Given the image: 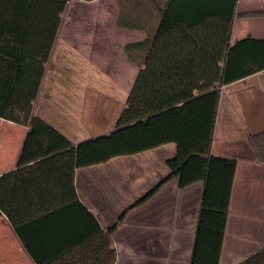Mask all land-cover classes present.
Listing matches in <instances>:
<instances>
[{
  "label": "crops",
  "instance_id": "obj_1",
  "mask_svg": "<svg viewBox=\"0 0 264 264\" xmlns=\"http://www.w3.org/2000/svg\"><path fill=\"white\" fill-rule=\"evenodd\" d=\"M233 5L234 0H69L59 33L65 28L86 29L89 37L79 36L81 32L75 37L58 34L34 116L74 147L112 132L116 122L82 123L81 96L107 92V87L112 91L111 79L119 77L123 80L115 85L127 93L126 109L146 58L139 52L137 60L142 63H135L126 47L154 37L169 10L176 21L173 30L177 29L171 32V42L188 46L170 59L183 62L181 75L200 78L195 92H203V78L221 74L215 62L224 67L227 44L247 37L264 39V0H237ZM87 6L93 12H87ZM53 60L54 72L49 67ZM46 88L53 94L59 88L62 97L50 92L44 96ZM4 126L11 143L5 153L6 145L0 143V176L16 172L12 182L19 186L17 214L27 241L44 264L191 263L204 183L181 189L178 178L167 179V162L176 155V144L76 168L72 184L70 154L62 151L43 166H20L29 127L0 118V131ZM261 132L264 70L221 87L212 154L235 158L238 166L220 264H242L264 250V163L251 144V137ZM74 193L99 222L100 232L79 208H64L74 202ZM26 200L32 201L31 209ZM1 252L12 264H38L5 216L0 217Z\"/></svg>",
  "mask_w": 264,
  "mask_h": 264
},
{
  "label": "trees",
  "instance_id": "obj_2",
  "mask_svg": "<svg viewBox=\"0 0 264 264\" xmlns=\"http://www.w3.org/2000/svg\"><path fill=\"white\" fill-rule=\"evenodd\" d=\"M68 1L0 0V118L29 127L19 165L43 166L65 151L73 158V184L76 168L174 143L177 151L167 162L170 169L167 179L178 178L181 189L204 183L190 264H220L238 166L235 158L212 154L221 87L264 70V39L247 37L233 46L227 44L224 67L219 66L221 62H215L221 74L203 78L205 90L196 94L200 78L181 75L183 62L170 59L188 46L171 42L174 36L171 32L177 30H173L176 21L171 10L166 11L154 37L126 47L129 57L137 64L142 63L137 60L139 52L143 53L145 68L139 73L114 130L74 147L57 129L34 116ZM236 3L234 0L233 8ZM251 144L258 160L264 163V132L253 135ZM15 173L0 176V217L9 220L29 255L38 264H44L27 241L22 219L17 214L15 199L19 186L12 182ZM157 188L139 203L146 201ZM25 205L31 209L33 203L26 200ZM64 208H79L92 218L100 232L99 222L76 193L74 202ZM121 220L112 231L117 230ZM242 264H264V250Z\"/></svg>",
  "mask_w": 264,
  "mask_h": 264
},
{
  "label": "rangeland",
  "instance_id": "obj_3",
  "mask_svg": "<svg viewBox=\"0 0 264 264\" xmlns=\"http://www.w3.org/2000/svg\"><path fill=\"white\" fill-rule=\"evenodd\" d=\"M86 10L88 12L92 11L94 9H92L91 7L87 6ZM88 15V13H86ZM78 32H81L78 33ZM89 32V30L86 29H73V28H68L63 31V33H59V38L62 36L65 37H75L78 33L79 36H84L86 38L89 37V35L87 34ZM88 35V36H87ZM50 70L51 71H55L56 68V62H54V60L51 62V66ZM114 79V80H113ZM122 78L119 77H115L112 78V91L110 90L109 87H107V92H97L95 94L93 93H86V96L83 98V95L81 96V107H80V117H81V121L82 123L85 124H92L93 122L96 121H101V122H110L113 124H115V122H117L118 118L120 117L121 111L122 109H124V103H125V96L127 93L124 92V90L122 89V91H118L116 87V82L120 81ZM123 80V79H122ZM119 89V88H118ZM46 91H44V96H47L48 93L50 91H48V89H45ZM57 94H53L55 95L56 98H58L59 96L62 97L61 95V90L58 88L57 89ZM49 93V95H50ZM10 132L6 129V127L4 126L1 127V131H0V143L4 142V144L6 145V147L4 148V153L8 152V146L11 143V138H10ZM213 153L217 154V150H213ZM0 263L2 264H12V262H7L4 260L3 258V252H1L0 254ZM164 262H161V264Z\"/></svg>",
  "mask_w": 264,
  "mask_h": 264
}]
</instances>
